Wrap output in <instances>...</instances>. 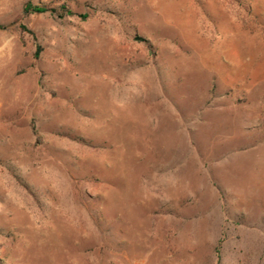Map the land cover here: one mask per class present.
Returning <instances> with one entry per match:
<instances>
[{
	"label": "rangeland",
	"instance_id": "374dc122",
	"mask_svg": "<svg viewBox=\"0 0 264 264\" xmlns=\"http://www.w3.org/2000/svg\"><path fill=\"white\" fill-rule=\"evenodd\" d=\"M0 264H264V0H0Z\"/></svg>",
	"mask_w": 264,
	"mask_h": 264
},
{
	"label": "trees",
	"instance_id": "16d2710c",
	"mask_svg": "<svg viewBox=\"0 0 264 264\" xmlns=\"http://www.w3.org/2000/svg\"><path fill=\"white\" fill-rule=\"evenodd\" d=\"M47 10L48 9L46 7H37L31 4H27V6L25 7L26 13H45Z\"/></svg>",
	"mask_w": 264,
	"mask_h": 264
}]
</instances>
